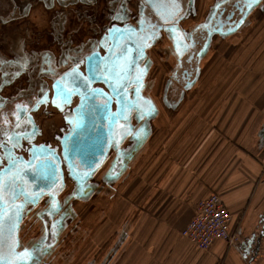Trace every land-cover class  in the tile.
I'll use <instances>...</instances> for the list:
<instances>
[{
  "label": "flooded vegetation",
  "instance_id": "obj_1",
  "mask_svg": "<svg viewBox=\"0 0 264 264\" xmlns=\"http://www.w3.org/2000/svg\"><path fill=\"white\" fill-rule=\"evenodd\" d=\"M21 2L0 0V251L5 255L0 264L15 259L8 255L12 235L18 252L35 249L26 264H95L78 204L106 194L126 176L129 170L123 176L119 171L136 145L130 126L137 128L155 114L149 120L152 132L163 105L176 113L186 108L214 44L238 32L229 34L247 0ZM29 15L31 22L49 20L47 43L40 49L26 46L40 40L30 32L32 25L29 31L1 28ZM160 64L166 68L158 69ZM113 65L126 69L118 75L119 85ZM64 85L73 89L66 100L57 95ZM41 95L47 102L37 105ZM80 108L115 125L118 144L126 135L123 152L117 159L114 150L105 153L99 170L86 169L78 160L73 165L66 155ZM31 192L41 194L33 201ZM17 206L20 219L10 234L8 217ZM111 253L105 252L101 264H110Z\"/></svg>",
  "mask_w": 264,
  "mask_h": 264
},
{
  "label": "crops",
  "instance_id": "obj_2",
  "mask_svg": "<svg viewBox=\"0 0 264 264\" xmlns=\"http://www.w3.org/2000/svg\"><path fill=\"white\" fill-rule=\"evenodd\" d=\"M214 45L198 85L206 77L205 93H192V108L175 112V123L183 116L178 126L166 124L164 116L173 111L160 114L144 151L106 193L114 204L118 184L144 166L137 203L122 197L125 214L117 220L116 206L110 222L90 226L88 253L95 264L106 251L110 264H264V0L245 27ZM211 193L230 210L237 244L217 239L202 249L181 234L197 202Z\"/></svg>",
  "mask_w": 264,
  "mask_h": 264
},
{
  "label": "water",
  "instance_id": "obj_3",
  "mask_svg": "<svg viewBox=\"0 0 264 264\" xmlns=\"http://www.w3.org/2000/svg\"><path fill=\"white\" fill-rule=\"evenodd\" d=\"M260 4L261 0H257V3L252 8H241V18L238 20L237 25L233 30L230 31L229 34L241 30L244 25L247 24L248 16L252 13L255 8L259 7ZM123 50L124 47H121L120 51L122 52ZM111 70L112 74L117 76V85H119L120 76L118 75H122V73L124 75L126 69H122L121 65H117V68L115 69V65H113V67H111ZM82 106L84 107V102L82 103ZM79 110H81L82 112V117L80 122L78 123L77 128L74 129L73 135L71 136L69 142L67 143L68 149H66V155L69 158L71 164L73 163V165H76L74 161L78 160L80 164L86 169L93 168L95 170H99L101 168L103 160L102 156L105 153L107 154L110 150H114L113 154L114 157H116L117 159V157L123 152L121 142L126 137V135L121 138L120 144H118L117 137L120 131L115 127V125H111V123H106V118L104 117H102V120H96V117L94 116L99 114L98 112L93 113L90 116L81 108ZM154 116L155 114L147 116L145 121H143L144 123L141 126H138L137 128H132L130 126L132 130L129 129V135L132 136L133 140H135L136 145L131 151L127 161L123 163V167L119 171V176H123L127 173L129 165L133 162L136 156L144 149L145 145L147 144L151 132L149 120ZM137 136H139L140 138H137ZM136 140H139L138 143ZM116 162L117 160H115V162L113 161L111 166H114ZM3 172L4 171H1L0 173ZM80 180L81 183L84 184L85 180ZM253 240H249V245H252Z\"/></svg>",
  "mask_w": 264,
  "mask_h": 264
},
{
  "label": "rangeland",
  "instance_id": "obj_4",
  "mask_svg": "<svg viewBox=\"0 0 264 264\" xmlns=\"http://www.w3.org/2000/svg\"><path fill=\"white\" fill-rule=\"evenodd\" d=\"M21 4H24V2L22 3L21 0H19ZM26 2V1H25ZM23 17V16H22ZM42 17V16H41ZM43 18V17H42ZM30 19V15L24 17L23 19H15L13 21H11L10 23L3 25L1 28L2 30H19L20 28L24 27L26 28L27 31H29V27L30 25H32L30 28V32L33 33L34 36H38L40 37L39 42H33V43H29L26 44V46H30V47H36L38 49L42 48L45 46V44L47 43V39H46V32L48 31V29H50V25H49V20L48 21H44V22H37L36 21H29ZM38 21V20H37ZM51 22V21H50ZM39 23V24H38ZM45 35V36H44ZM29 36V35H28ZM23 40L20 39V41ZM32 40V39H31ZM22 42V41H21ZM217 61V60H216ZM168 64V63H167ZM164 68V64H160L158 66V69L163 70ZM209 71H212V69H210ZM213 71L215 72V69H213ZM158 78H160V80L162 79V77L160 76V72L157 75ZM205 76H208V72L206 73ZM203 84L200 85V87L195 90L193 93H197L196 95L199 96L200 94H204L205 93V89H206V77H204V79L202 80ZM207 86H209V83H207ZM159 90V89H158ZM157 90V92H158ZM210 91H213V87ZM207 92V91H206ZM192 95L187 96V101H186V108H183L184 110H190L193 106V104L195 102H192L193 98ZM162 110H164V112H170L171 109H166L165 106L163 105ZM183 113V112H182ZM172 117L169 116V114H166L164 116V118H166V124H170L173 122L174 126H178L180 124H182V117L181 113H180V117H178V121L175 123V120L177 118H175V112L170 114ZM156 123V122H155ZM64 122L61 121L60 125L57 126L59 128H61L63 126ZM152 152H150V156L148 158V162H147V172L149 170V172L147 173V176L145 177L146 180V185H145V189L147 191H149L150 189H152V182H153V178H152V168H151V164H152ZM144 166L142 165L141 167V171H137V169H135V173L134 175L131 176V179L129 180L128 183H119L117 186L116 191L118 192L117 197H116V202L113 204V202H109L106 199V194H96L94 196V198H92L87 204H78L77 208H78V212L80 214V219L82 221V224L88 225L87 228L90 230L89 225L93 228H95V226H101L106 221L110 219L108 216H110V213H112V209H114L116 206H118L115 210H117L118 214L116 213L115 215L113 214V216H115V218L118 220L121 216H122V212L124 210V214L127 212V206L126 203H124V208L120 207L119 203L120 201L125 202L126 200L122 199H129V202H132L134 205L137 203L136 202V197H137V192L139 195H142L144 192L142 190H137L138 189V185H139V189L143 187L142 185V180H143V168ZM139 172V173H138ZM141 181V182H140ZM115 185L117 183H114ZM114 185V186H115ZM127 192H129V194H127ZM102 195V196H100ZM109 199V198H108ZM113 205V207H112ZM112 216V215H111Z\"/></svg>",
  "mask_w": 264,
  "mask_h": 264
},
{
  "label": "built area",
  "instance_id": "obj_5",
  "mask_svg": "<svg viewBox=\"0 0 264 264\" xmlns=\"http://www.w3.org/2000/svg\"><path fill=\"white\" fill-rule=\"evenodd\" d=\"M231 219L232 214L222 197L211 193L197 202L195 214L181 230V234L202 249H208L217 239L237 244L240 237L231 234Z\"/></svg>",
  "mask_w": 264,
  "mask_h": 264
},
{
  "label": "snow or ice",
  "instance_id": "obj_6",
  "mask_svg": "<svg viewBox=\"0 0 264 264\" xmlns=\"http://www.w3.org/2000/svg\"><path fill=\"white\" fill-rule=\"evenodd\" d=\"M257 3V0H247V7L252 8ZM75 71V69L73 70ZM84 79H87V77H84ZM73 92L72 88H69L67 85H64L63 88L57 93L58 96H61L62 99H67L69 95ZM41 102H47V97L45 95H41V99L37 101V105ZM53 103H56L55 98L53 99ZM15 114V113H14ZM19 119V117H18ZM43 190H41L42 192ZM41 193L37 192H31L28 193V196L35 200L37 196H39ZM51 195L54 197L55 193H51ZM52 207H56V201L55 199L52 200ZM10 224H9V233L13 234L15 230L17 229L18 222L20 219V211L19 206H17L16 211L13 213L12 216L8 217ZM3 216H0V227L3 225ZM35 252V249L29 250L28 248H24L23 251L18 252L16 250V239L15 236L12 235L11 242L8 246V255L11 257H15V259H9L8 264H26L27 261H30L33 257V253ZM5 255L2 251H0V259H4Z\"/></svg>",
  "mask_w": 264,
  "mask_h": 264
}]
</instances>
